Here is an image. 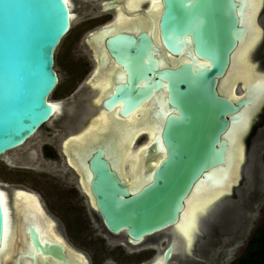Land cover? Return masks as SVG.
<instances>
[{"label":"water","instance_id":"1","mask_svg":"<svg viewBox=\"0 0 264 264\" xmlns=\"http://www.w3.org/2000/svg\"><path fill=\"white\" fill-rule=\"evenodd\" d=\"M152 1L150 9L147 1L137 11L148 19L147 28L114 32V25H106L87 39L99 49L102 67L117 68L101 106L125 119L150 102L159 127L143 150L149 180L140 188L128 185L105 144L84 157L106 229L134 245L179 224L186 201L201 182L217 183V171L229 166V135L241 121L243 107L252 102H244L251 96L249 87L236 96L222 90L247 33L246 1ZM122 2L102 5L105 12L116 13L124 9ZM158 10L156 19L149 18V12ZM71 15L65 0H0V158L24 148L57 116L49 99L60 82L56 53L72 29ZM163 50L184 62L169 68ZM142 136L149 141L147 133ZM251 154L253 172L258 156ZM248 175L243 170L242 180H249ZM236 207L230 199L219 209L224 214ZM4 233L0 197V250ZM27 233L31 249L25 257L33 264L39 256L41 264H71L64 246L36 225L28 226Z\"/></svg>","mask_w":264,"mask_h":264},{"label":"flooded vegetation","instance_id":"2","mask_svg":"<svg viewBox=\"0 0 264 264\" xmlns=\"http://www.w3.org/2000/svg\"><path fill=\"white\" fill-rule=\"evenodd\" d=\"M107 1L109 2L112 0ZM102 3L103 1H100L99 8L101 10L99 11V13L113 12H105ZM96 4L97 3H95V5ZM260 8L262 9L259 11ZM90 11L95 12L98 10L94 7L93 9L90 8ZM255 14L254 22H256V25L260 30L259 34L261 35L262 33V36H259V41L251 50L247 59L249 63H251V60L253 59L254 65L256 66L255 70L249 65L250 71L251 69L253 70V72H251V75L254 81L260 80L261 78V80L264 79V0H259V3L257 4V7L255 9ZM115 16L116 14L114 15V21L116 20ZM99 29L100 28L90 32L88 37L86 38L87 47L91 53L92 63H90V65H92V71L90 75L85 79L83 86H86V88L89 90V93L87 94L90 96L88 98H85L84 96H81L80 98L78 97L77 101L75 103H72L70 107L67 108L66 106H64L65 109L63 108L62 111V119L59 123L56 124L57 126H55L53 130L50 127H47V125L44 126L43 128L48 129L47 135H45L44 137H38V135L40 134L39 133L35 137L37 138L36 141H30L31 143L29 142V146L27 147L26 151L18 153L17 158L21 159L29 155L30 158L26 157L28 158L26 161L32 162L35 160V158L37 159V155H39V152H41V150L39 149L41 146L44 163L40 165L46 170L45 176L50 177L54 180L56 184L54 185V187H58L60 189L50 190V199H45L37 191L28 189L22 184L12 185L9 191L4 188L10 196L13 217L12 223L14 225V229L16 230L14 231L16 233V236L14 237L16 243L14 245L13 252L10 255L11 257H9L7 260L2 254L4 246L3 244L2 249L0 250V264L34 263L33 259L25 257L27 250L30 251L31 249V240L27 233V229L28 226L32 224L36 225L37 227L38 225L39 227L41 226L44 233H46L49 239L64 246L65 254L70 259L71 264H75V261L76 264H98L96 256L91 255L87 250L76 247V245L71 240L67 239V236L64 232V230L67 228L65 225V221H67V226H70L73 229H77L79 231L81 230V232L83 231L86 234L87 239L91 243L101 244L99 248H96L97 252H100V255H102L100 264H226L225 260L228 253H226V249L224 248L225 245H222L223 250L220 248V246L218 247V245L225 239L226 234H229L231 230L235 229L234 227L236 225V220H238L241 216L238 206L232 212L224 211V214L221 213L222 217L217 222L213 221L211 224L208 223V228H206V225L205 227L202 226V229L200 228L202 231H200V233H197V238L195 240L196 242H194V244L192 245L190 252L183 253V251H185V248L183 247V245H181V242H177V233L174 232V229L178 224L170 227L167 230L168 232L164 231L166 233H159L158 235L146 238L141 243L134 245L129 242L126 236L114 235L106 229L104 222L99 214V210L96 206V200L91 189L92 178L88 175V169L85 168V166L88 164V159L84 157L80 159L75 155V151L71 152L72 156L69 159L67 153L64 152L67 148L66 142L69 141L72 137L79 138L83 134L88 133L89 128L86 130L85 127L90 124L89 121L91 120V118H95V114L99 111L98 107V109H95V107H93L95 94L92 91V83L96 78H93V75L95 71L97 73H99L100 71V73L105 74L107 71H109L107 69L111 67L108 66V68H105V65V67L103 66V68L100 65L98 56L99 49L94 44L90 45L87 42L89 36L91 34L97 33ZM261 46L263 47V49H261ZM163 52L165 53L164 59H166L165 61L167 62V66L169 68H178V66H180L181 63L184 62V60L182 62H179L178 58L171 56V54H168V52H166L165 50H163ZM97 68H99V70ZM111 69L113 68L111 67ZM256 71H258L259 74H257ZM110 72L106 74H109ZM241 77L242 76L236 79V82L238 81L237 83L235 82V91L237 95L238 93L239 95H243V93L246 92L242 87ZM91 79L92 82L89 83ZM229 80L230 79L228 78L226 81L229 82ZM95 86L96 85L94 84V88L97 90L98 99H104V96L107 92H104L101 88H97ZM78 91L79 89L75 90L73 94L76 92L78 93ZM84 95L86 96V93ZM70 97L71 96H69L68 98ZM60 102L64 103V101ZM149 105L152 106V110L150 113L152 114L154 106L152 105V103H149ZM78 111L80 113H78ZM105 113L109 114L108 111L106 112L105 109L101 108L99 115H104ZM84 115L85 117H83ZM142 125L146 126V123ZM259 126L260 128L258 130H254V135L251 137V142L248 149L249 154H251L250 152L252 151V156L253 154L255 155V153H257V160L264 152V121H261ZM144 127H142V129ZM145 141L146 137L145 140L141 144H139V146L144 144ZM17 158H12V162L14 164L20 165L21 162L19 163V160ZM120 160L121 159H115V162L113 160L114 165H118L119 163L120 165H122V160ZM142 162V158H140L138 160V165L141 166ZM137 175V177H134L131 180L127 179L124 176L129 186H131L135 181H138V178H140V174ZM13 188L15 189L13 190ZM22 190L26 193L30 192L28 193L30 195L27 194L28 199L26 200L24 196H22L19 198V202L16 201V203L13 204V196L17 192H23ZM32 193L33 195L38 197V202L41 204V207L39 206L38 208V206H36V201L31 195ZM38 209L42 210L38 211ZM33 210H35L36 214L40 216V220L36 219V215ZM53 227H55L57 233L61 236V238L53 237V234L51 232ZM40 232L42 231L40 230ZM170 247H172V251L170 253L169 259L166 261L165 256ZM39 258L40 259L38 261V264L43 263V259L41 258V256H39ZM51 261L52 259H50L48 262ZM234 262H232L231 264H233Z\"/></svg>","mask_w":264,"mask_h":264},{"label":"bare ground","instance_id":"3","mask_svg":"<svg viewBox=\"0 0 264 264\" xmlns=\"http://www.w3.org/2000/svg\"><path fill=\"white\" fill-rule=\"evenodd\" d=\"M65 1L70 6L71 14H72L71 20L72 22H74L75 18L77 17V15L75 14L76 12L74 13L75 5L73 4L72 0H65ZM147 1H148V5L146 9H150L151 5H155V2L152 0H123L122 5L124 9L117 10V12L115 13L116 20L113 23L108 24V26L114 25V32L124 29L135 30L137 32L147 28L149 26L148 19H145L141 16L139 17L138 15L140 13H137V11L142 10L143 5L146 4ZM245 1L247 4V11H246L247 16L245 17V24L247 25V33L243 39L241 48L238 50L237 54L233 58L232 68L229 71V74L227 75L226 79L223 80L222 90L224 92H228V94H232L233 96H236L237 93L235 91L236 89L235 84L238 82V81L236 82V79L242 76L241 80H242L243 89H245L247 86L252 87L251 94H253L256 99L257 96H259L261 93L264 94V79L263 80L260 79V81L256 84V81L258 80L254 81L251 75V72H253V70L251 69L250 71V66L246 65L245 61L248 59L251 50L255 47V45L259 41V36H262L261 32H260L261 35L259 34L260 30L258 29L256 22H254L255 9L257 7V4L259 3V0H245ZM146 9L145 11H147ZM261 9L262 8H260L259 11ZM158 12L159 10L149 12V15H151L149 18L152 17L156 19V17H158L159 14ZM105 68H108V66H106ZM97 69L99 70V68ZM107 70L109 71H107L106 73L110 71L111 72L109 74L106 73L103 74L100 73V71L99 73L95 71L93 75V78L96 77L92 83L93 86L92 88L95 94L94 96L95 103L93 102V107H95V109L99 106L100 107L98 113L95 114V118L93 119V122H91L88 126L85 127L86 130L89 128L88 133L85 132L86 134H83L79 138L72 137L69 141L66 142L67 143L66 146L68 149L64 148L65 149L64 152L67 153V156L70 159V157L72 156L71 152L75 151L76 152L75 155L81 159L85 157L86 153L89 150H91L92 147L99 144H105L114 162L115 159L122 160L123 164L120 165L119 163L117 165L115 163L116 164L115 167L121 173H123V176L131 180L132 178L137 177L138 176L137 174H140V178H138V181H135L132 184L133 187L140 188L144 186L149 180L145 177L144 166L146 160L143 155V150L150 145V140L153 138L154 133L156 132V130H158L159 127L156 125L157 122L154 120V118H152L154 116L150 114L152 110V106L149 105L150 102L147 103L144 106V108L140 109L134 116L132 115L131 117L125 119L120 118L114 112L112 113L108 112L109 114L105 113L104 115H99L101 108H103L101 106V101L103 100V98L98 99L97 90L94 88V84L96 85L95 87L101 88L104 92H109V90H111L113 84H115L114 76L116 75L115 73L117 71V68L111 69L110 67ZM257 74L259 73L257 72ZM228 78L230 79L229 82L226 81ZM90 82H92V79L89 81V83ZM50 99L49 101L54 106L57 116H59L62 112L61 102L59 101L54 102ZM243 114L244 111L242 115ZM57 116H55V118ZM116 116H118V118H115ZM144 123H146L147 127L145 125H144L145 127L142 125ZM142 127L144 128L142 129ZM146 132L148 134L149 141L147 143L142 144V146L140 147L136 146L138 139L142 136L143 133ZM244 133H245L244 122L240 121L238 124L234 126L231 134L229 135V139H230L229 149H228L229 166L225 170L217 171L220 179L215 180L214 183L217 182L215 185L211 184L209 181L201 182V184L196 188L195 192L186 201V207L182 220L176 226L175 229L173 228L174 232L177 233L176 238H178V241L177 240L176 241L178 243L181 242V245H183V247L185 248L184 249L185 251H183V253L190 252L192 245L194 244V242H196L195 240L197 238V233H200V231H202L201 230L202 225H204L206 221L209 220V218L211 217L213 218V214L214 216L216 215V212L219 209L218 205L221 204V202L228 197V194H231L232 187L234 186L233 188H235L238 185V183H240L242 179L241 172H243V170L246 171L247 169V166L246 168H244L243 164H248V159H249L247 156V154L249 153L248 147H246L245 145L246 148L245 149L244 147L243 148L241 147V144H239L240 143L239 141L241 140L240 138L242 137V135H244ZM243 150L246 151V155H244L245 159L243 158V154L245 153L243 152ZM140 158H142L143 161L141 166L138 165V160ZM243 161L246 162L244 163ZM239 177L241 179H239ZM14 189L15 188H13V190ZM28 193L24 191L15 193V195L13 196L14 198L13 204L16 203V201L19 202L20 201L19 198L22 196H24V198L27 200ZM31 195L36 201V206H38V208L39 206L41 207V204L38 202V197L33 195V193ZM0 197L5 213V233H4V242H3L4 246H3L2 254L4 258L7 260L9 257H11L10 255L12 254L14 245L16 243V241L14 240V237L16 236V233L14 231L16 230L14 229V225L12 223L13 217H12V208H11L9 193L1 186H0ZM40 210L38 209V211ZM33 211L35 212V210ZM35 215H36V219L40 220V216L36 214V212ZM217 218H215V220ZM211 220L212 219H210V221ZM40 230L44 232L41 226L39 227V231ZM51 232L53 234V237L61 238V236L57 233L55 227H53Z\"/></svg>","mask_w":264,"mask_h":264},{"label":"rangeland","instance_id":"4","mask_svg":"<svg viewBox=\"0 0 264 264\" xmlns=\"http://www.w3.org/2000/svg\"><path fill=\"white\" fill-rule=\"evenodd\" d=\"M100 1L107 0H72L73 4L75 5L74 13L76 12L75 14L77 17L73 22L70 33L63 40L56 53L55 68L59 74L60 83L50 99L54 102L64 101V106L67 105V108L70 107L72 103H75L78 97L80 98L81 96H84L85 98H88L90 96L87 94L89 93V90L86 88V86H83L85 79L92 71V65H90V63H92L91 53L87 47L86 38L93 30L111 24L115 19L114 11L108 13H99L101 10L99 8ZM95 3L97 4L95 5ZM94 7L98 10L95 11L96 14L95 12L90 11V8L93 9ZM261 49H263L262 46ZM245 63L256 70L253 59L251 60V63H249L248 60H246ZM259 81L260 80L256 81V84ZM249 88L251 89L252 93V87ZM77 89H79L78 93L76 92L73 94V92H75ZM85 93L86 96L84 95ZM69 96L71 97L68 98ZM247 101L252 102L248 107H243L242 112L244 111V114L241 115L240 118L241 121L244 122L245 129V133L242 135L240 138L241 140L239 141V144H241L242 148H245V145L246 147L250 146L251 137L254 135V130H258L260 128V122L264 121V94L261 93L256 99L255 96L251 94V96H248L247 99L244 100V102ZM79 111L78 113H80ZM62 116L63 112L50 124H48L47 127H50L53 130V128L57 126L56 124L61 121ZM83 117H85V115ZM47 131V128H43L38 137H44L47 135ZM36 140L37 138L33 139L31 142ZM144 140V136L140 137L137 145L141 144ZM28 146L29 143L24 148L12 152L10 157L8 155L0 158V186L3 189L8 187L7 190L9 191V188L12 187V185L22 184L28 189L37 191L45 199H50L51 195L49 194V191L60 188L54 187V185H56L54 180L45 176L46 170L40 165L44 163L41 146L39 148L41 152H39L40 150L38 151L39 155H37V159L35 158L34 161H26L28 158H30L29 155L26 156L28 158H17L18 153L26 151ZM243 152H245L243 154V158L245 159L244 155H246V151L243 150ZM12 158H17L19 163L21 162L20 165L14 164L12 162ZM255 164L256 165L252 170L253 172H251L249 159L248 164H243L244 168L247 166L245 171L246 174L248 175L250 172L252 173L248 175L249 180H242V176L241 178L239 177V179H241L240 183H238L235 188H233V186L231 194H228L226 200L221 202L222 205L219 204L221 206L218 205V207L223 210V204H225L227 200L233 199L239 208V213L241 214L240 218L236 220V225L234 227L235 229L231 230L229 234H226L225 239L223 241L221 240L222 243L218 245V247L220 246L222 250V245H225L224 248L226 249V253H228L225 260L226 264H231L244 255L250 239L264 221V152ZM220 209L217 210L215 216L213 214V218L211 217L206 221V228H208V223L213 221L217 222L222 217V211ZM214 217L218 218L215 220ZM210 219L212 220L210 221ZM65 222L67 228L64 230V232L67 236V239L71 240L76 245V247L87 250L91 255L96 256L97 262L100 264L102 255H100V252H97L96 248H99L101 244L91 243L83 231L81 232V230L79 231L77 229H73L72 227L67 226V221ZM205 224L202 226L205 227Z\"/></svg>","mask_w":264,"mask_h":264},{"label":"trees","instance_id":"5","mask_svg":"<svg viewBox=\"0 0 264 264\" xmlns=\"http://www.w3.org/2000/svg\"><path fill=\"white\" fill-rule=\"evenodd\" d=\"M233 264H264V221L249 241L244 255Z\"/></svg>","mask_w":264,"mask_h":264}]
</instances>
